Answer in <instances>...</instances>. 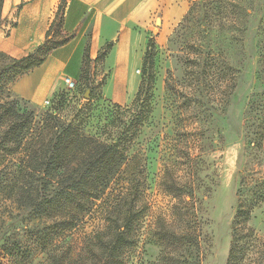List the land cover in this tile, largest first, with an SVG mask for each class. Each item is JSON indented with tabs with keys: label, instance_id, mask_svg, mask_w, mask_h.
<instances>
[{
	"label": "rangeland",
	"instance_id": "obj_1",
	"mask_svg": "<svg viewBox=\"0 0 264 264\" xmlns=\"http://www.w3.org/2000/svg\"><path fill=\"white\" fill-rule=\"evenodd\" d=\"M189 6L176 24L151 37L150 109L134 105L135 96L120 102L105 90L103 62L91 71L88 96L79 77L51 105L25 101L12 86L2 98L34 110L38 121L55 108L106 141L130 132V122L144 115L122 177L109 191L113 197L140 179L147 205L126 264H228L233 244L234 264H264V138L258 145L255 139L264 122V0H195ZM140 72L146 81L147 72ZM241 202L251 210L246 225L236 223ZM103 204L98 201L66 233L76 250L103 228ZM0 211L7 216L6 237L25 233L28 227L15 219L19 212L10 202L0 199ZM157 232L182 239L163 244ZM0 264L10 262L0 255Z\"/></svg>",
	"mask_w": 264,
	"mask_h": 264
},
{
	"label": "trees",
	"instance_id": "obj_2",
	"mask_svg": "<svg viewBox=\"0 0 264 264\" xmlns=\"http://www.w3.org/2000/svg\"><path fill=\"white\" fill-rule=\"evenodd\" d=\"M3 3L0 0V30ZM64 16L63 2L44 44L26 56L14 58L0 51V199L10 202L19 212L15 219L23 223V229L28 227L24 234L6 237L7 216L0 211L4 222L2 225L0 220V255L10 264H126L128 250L138 243L147 205L142 202L140 179L129 180L126 188L113 197L109 191L122 177L144 115L130 122V132L106 141L88 134L81 121L58 115L55 108L47 109L38 121L34 110L20 109L18 101L2 98L17 77L43 64L54 49L70 40L63 34ZM111 46L109 43L98 52L97 63L105 60ZM85 54L80 78L90 90L89 45ZM155 55L154 40L150 38L142 66L147 72L146 81L141 80L133 101L149 109L146 91L155 79ZM62 94L63 90L52 99ZM262 138L264 122L255 131L256 145ZM169 188L182 191L176 186ZM100 200L104 201L105 224L76 250L66 242V233L77 228ZM250 214L241 202L236 223L246 225ZM157 233L160 243L167 245L182 239L176 233ZM237 250L233 244L228 264L236 263Z\"/></svg>",
	"mask_w": 264,
	"mask_h": 264
},
{
	"label": "crops",
	"instance_id": "obj_3",
	"mask_svg": "<svg viewBox=\"0 0 264 264\" xmlns=\"http://www.w3.org/2000/svg\"><path fill=\"white\" fill-rule=\"evenodd\" d=\"M192 1L195 0H4L0 51L7 55L21 58L44 44L63 2V34L70 36L43 64L17 77L11 84L13 93L43 106L47 99L67 88V77L76 81L82 75L88 45L95 72L98 52L111 43L102 63L103 76L109 74L105 90L120 102L132 100L141 85L140 70L150 38L176 24Z\"/></svg>",
	"mask_w": 264,
	"mask_h": 264
},
{
	"label": "built area",
	"instance_id": "obj_4",
	"mask_svg": "<svg viewBox=\"0 0 264 264\" xmlns=\"http://www.w3.org/2000/svg\"><path fill=\"white\" fill-rule=\"evenodd\" d=\"M14 25H12V26H10V27H13ZM66 82H67V85H69L71 88H74L75 86H76V84H75V82H74V80H72L71 78H69V77H67V79H66ZM51 100H46V102H45V105L47 104V105H51Z\"/></svg>",
	"mask_w": 264,
	"mask_h": 264
},
{
	"label": "water",
	"instance_id": "obj_5",
	"mask_svg": "<svg viewBox=\"0 0 264 264\" xmlns=\"http://www.w3.org/2000/svg\"><path fill=\"white\" fill-rule=\"evenodd\" d=\"M158 23H161L160 20L157 21ZM89 90L86 93V96H88Z\"/></svg>",
	"mask_w": 264,
	"mask_h": 264
}]
</instances>
